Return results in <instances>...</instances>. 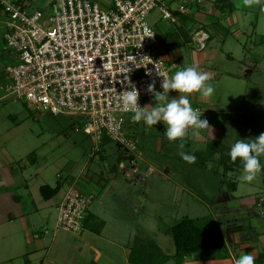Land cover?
Wrapping results in <instances>:
<instances>
[{
	"label": "rangeland",
	"instance_id": "rangeland-1",
	"mask_svg": "<svg viewBox=\"0 0 264 264\" xmlns=\"http://www.w3.org/2000/svg\"><path fill=\"white\" fill-rule=\"evenodd\" d=\"M50 1L34 0L31 9L45 10ZM93 1L99 3L103 9L110 6L109 0ZM213 1L202 0L201 5L207 8ZM234 3L238 24L229 26L221 19L220 24L226 32L220 35L221 38L215 37L209 47L213 46L218 51L214 66L210 68L221 71V75L215 80L208 81L214 87V93L210 96L212 104L205 105L207 110L204 111L193 106L194 98L192 95L189 97L192 107L201 114L202 119L208 118L209 122H213L212 118L220 117L224 120L219 121L218 126L228 127L227 140L221 143L228 147L235 143L234 139L236 141L259 136L249 131L238 138L239 134L235 130L233 133L230 131L235 124L232 123L233 120L226 121L228 114L255 112L264 118V43H261L264 37V10L259 6L247 8L243 0H234ZM193 7L190 5L188 12L191 13ZM0 15L1 84L5 81L6 66L14 62L12 51L7 48L4 40L7 18L4 12ZM148 23L164 39L175 34L177 29V24L163 19L158 9L150 13ZM210 33L213 35L212 30ZM192 48L188 42L178 47L184 52L185 64L190 62L188 58ZM178 49L176 48V53ZM158 53L161 54L159 49ZM170 95L176 96L177 93ZM154 102V98L145 100L146 105H153ZM79 123L78 117L36 113L23 102H15L11 98L0 102V166L1 163L5 166L0 169V179L4 180L12 166L19 171L31 166L25 178L32 187H40L41 184L56 187L59 180L63 181L60 195L52 201V226L49 227L51 234L47 236V240L53 239L55 222L58 219L55 205L73 186L94 196L92 211L98 206L101 218L107 221L102 235L118 242L117 245L111 246L108 243L106 246L104 241H94L95 249H104V254L110 255L101 258L99 264L123 263L124 247L134 235L154 240L165 253L174 254L173 241L163 230L184 217L198 219L211 216L220 225L223 224V228L224 222L240 220L247 229L252 224L264 232V213L262 208H257L254 204L255 198L264 195V169L253 182L247 183L239 181L241 171L228 173L224 178L219 155L201 167L194 163L189 164L179 155V141L168 140L166 125L162 131L159 125L149 127L142 123L138 128L137 138L128 132L129 137L138 144L134 153H127L124 148L112 142L95 149L85 134L75 131V125ZM196 136L201 135L193 129L188 131L183 151L193 155L207 152V142L198 141ZM261 164L264 166V158H261ZM135 170L138 172L134 173ZM103 172L104 175H100ZM127 172H132L133 177H128ZM143 178H146V183ZM115 179L117 183L112 186ZM69 180L75 182L70 187ZM223 180L238 181V192L235 194L226 191L227 184L223 185ZM94 181L95 185L92 183ZM128 181L131 183L130 187ZM178 184L185 185L186 191H178ZM16 185L0 191V215L15 211V204L18 202L16 197L22 198L20 200L23 202L24 186L22 183ZM37 191L39 190L34 188L33 194ZM241 198H247L245 204L253 207L251 211L238 210ZM249 231L246 233L253 234L252 230ZM194 255H200L205 260L208 257L206 253Z\"/></svg>",
	"mask_w": 264,
	"mask_h": 264
},
{
	"label": "built area",
	"instance_id": "built-area-1",
	"mask_svg": "<svg viewBox=\"0 0 264 264\" xmlns=\"http://www.w3.org/2000/svg\"><path fill=\"white\" fill-rule=\"evenodd\" d=\"M193 1L180 0L172 9L169 0H109L103 9L93 0H53L47 9L33 10L27 0H0L7 18L5 45L15 57L5 68L0 102L11 98L42 115L78 117L75 131L95 149L108 140L134 153L138 144L126 129L132 113L123 109L120 93L131 81L143 107L154 98L149 84L162 91L159 75L170 78L178 67L159 56L160 41L148 16L158 9L177 24ZM93 200L70 187L59 204L56 228L81 233Z\"/></svg>",
	"mask_w": 264,
	"mask_h": 264
},
{
	"label": "crops",
	"instance_id": "crops-1",
	"mask_svg": "<svg viewBox=\"0 0 264 264\" xmlns=\"http://www.w3.org/2000/svg\"><path fill=\"white\" fill-rule=\"evenodd\" d=\"M29 1L31 5L34 0ZM178 1L180 0H169L172 9H176V3ZM214 2L215 0L207 8L201 5L203 4L202 0H196L193 2L191 6L193 7L196 4L197 7H193L192 12H189L188 15H179V22L177 23L175 34H170L171 36L169 35L167 39L162 38V36L160 37L158 32L154 30L160 41L158 49L161 51V54L159 56L166 59L170 63L176 64L178 67L174 70H181L187 66L196 65L199 71L206 72L209 75V81L215 80L221 75V71L218 69L210 68L214 66L216 53H218V51L214 50L213 46L209 48L212 45V42L215 40V37L226 32L225 28H223V26L220 24L221 19L225 20L229 26L238 24L236 13L226 15L222 14L221 12H215L216 9ZM49 3L45 9H47ZM183 16H185L186 19H184ZM0 17L2 16L0 15ZM181 29L184 31V33L181 32ZM210 30H212L213 35H211ZM186 42H188L190 47L194 48L191 50L188 58L190 62L187 64H185L183 61L185 59L183 50L181 51V49H178V47L182 46ZM176 48L179 50L177 53L175 52ZM12 57L13 62H15V57L13 54ZM246 72L249 73L248 70ZM251 73L252 72H250V74ZM191 95L194 98L192 100V105L198 106L200 109H204V111L207 110L205 105L212 104L210 97H203L199 93H193ZM145 106L152 105L145 104ZM212 120L213 122H209L208 120L210 125L209 128L200 130L199 133L201 136H196V139L198 141L203 140L205 142H207L208 139L217 141L219 143L225 142V140H227L228 127H226V125L223 127L218 126V122L223 120L220 117L219 119L214 117ZM142 123L143 122H133L130 116L127 119L126 124L127 132L137 138L138 128ZM159 127L160 130H164L163 124H159ZM233 127L234 126H231L232 129L230 130L232 133L234 131ZM193 130L196 131L195 129ZM161 143L164 144L163 141H161ZM121 165L123 166V163H121ZM3 167L5 166H2L1 163L0 169ZM12 167L8 170V173L5 174L4 180L0 179V191L8 186L12 187L16 184L18 185L19 183H22L24 186L23 188L25 195L23 197V202L20 200L22 198L16 197L18 202L15 204V211L0 215V264H99L101 258L110 256L109 254H104V249H100L98 247L95 249L94 247V241L96 239L104 241L106 246L108 243L111 246L118 244V242L115 240L102 235V232L106 229L107 221L101 218V211L98 209V206L94 209L95 211H92V205L90 210V220L87 224V227H85L81 233L74 234L65 231L62 232V230H58L56 228L55 222L54 234L52 237L53 239L50 241L47 240V236H50L51 234L49 227L52 226V201L60 195L61 189L64 186L63 181H58L59 185L61 186L59 193L51 200L46 201L40 194V187L43 185H39L40 187H32L29 180L25 178L26 173L31 168V166L28 168L24 167L20 171L17 168L14 170ZM100 175H104V172ZM127 176L133 177L132 172H127ZM142 180L144 183H146V178H143ZM74 183V181L72 182L69 180V187ZM92 183L94 184L95 181ZM92 183H90L92 186L91 188H93ZM116 183V179L113 180L112 186L116 185ZM128 186H131L129 181ZM176 187L179 188L178 191H186L185 185L183 184H178ZM34 188L39 191L33 194ZM238 189L239 188H237V190L234 192L235 194L238 192ZM227 190L228 189L226 188V191ZM223 191L225 190L223 189ZM86 193H88V191ZM64 195L55 205L57 206V211ZM251 199L254 201L252 197ZM245 201H247V198H241L239 202L240 207H238V210L247 212L250 209L249 211H251L253 207L245 204ZM242 203L245 205H242ZM254 204L257 208H262L264 213V195L255 198ZM217 223L227 244L228 256L215 260L206 257L205 260L200 255H191L185 259L184 264H235L236 260L240 256L248 253H252L254 255L255 264H264V232L259 231L257 225L254 226L251 224L247 229L244 224H241L242 221L239 220L235 222H224L225 228H223V224L220 225L218 220ZM249 229L252 230L251 233L253 232V234L246 233V231H249ZM46 230L48 231L47 234L44 233ZM135 237L136 235L132 236L129 243L125 245V247L123 245L125 248V257L124 262L121 264H130L129 255L131 252V245ZM109 262H111V259H109ZM107 264L109 263L107 262Z\"/></svg>",
	"mask_w": 264,
	"mask_h": 264
},
{
	"label": "clouds",
	"instance_id": "clouds-1",
	"mask_svg": "<svg viewBox=\"0 0 264 264\" xmlns=\"http://www.w3.org/2000/svg\"><path fill=\"white\" fill-rule=\"evenodd\" d=\"M247 8L259 6L264 10V0H243ZM162 77V91H155V85L149 84L148 91L154 94L152 106H141L138 103L140 93L136 86L128 81V90L120 93V102L125 111L132 113L133 122H143L146 126L159 124L166 125L165 132L169 141H179L180 157L187 163L196 161V156L183 151L184 141L189 129L197 132L209 128L207 119H202L201 114L192 107L190 95L199 93L203 97H210L214 93V87L208 81L209 75L198 70L196 65L187 66L177 70L169 76ZM176 96H171V92ZM230 158L233 162L238 159L242 165L241 174L238 177L240 182H253L257 175L264 169L261 158H264V133L249 139L237 140L230 149ZM235 264H255V257L252 253L240 256Z\"/></svg>",
	"mask_w": 264,
	"mask_h": 264
},
{
	"label": "trees",
	"instance_id": "trees-1",
	"mask_svg": "<svg viewBox=\"0 0 264 264\" xmlns=\"http://www.w3.org/2000/svg\"><path fill=\"white\" fill-rule=\"evenodd\" d=\"M214 5L215 9L222 14L231 15L236 11L234 0H215ZM183 18L186 19L185 16H183ZM181 32L184 33L182 29ZM261 43H264V37L261 39ZM262 117V115L255 114V112H249L248 114L236 112L234 114H228L226 116V121L233 120L232 123L235 124L233 129L235 133L237 132V134H239L238 138H240L242 133L245 134L249 131H253L259 135L264 133V118ZM109 142L110 141L105 140L103 145ZM206 149L207 152L205 153L197 152L194 154L196 156L195 165L200 167L204 166L215 158L216 155H219L220 165L223 167L225 173L224 178L227 177L228 173L242 170L239 159L233 162L230 158L229 152L231 147L208 139ZM222 184H227V189L231 192H235L238 188V181L223 180ZM60 188L61 186L59 184L56 187L43 185L40 187V194L44 200L48 201L59 193ZM90 217L91 215L89 213L85 219L84 228L87 227ZM163 232L171 237L175 248L174 254L170 255L165 253L154 240L143 239V237L136 236L131 245L129 263L168 264L173 261L174 264H184L188 256L198 253H206L208 258L214 260L228 256L225 239L217 222L211 218V216L198 219L184 217L176 221L168 229L163 230Z\"/></svg>",
	"mask_w": 264,
	"mask_h": 264
}]
</instances>
